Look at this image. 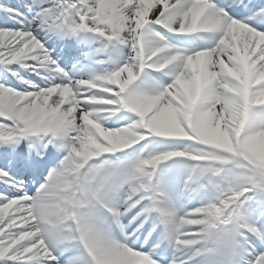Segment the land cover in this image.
I'll return each mask as SVG.
<instances>
[{
  "label": "snow or ice",
  "instance_id": "obj_1",
  "mask_svg": "<svg viewBox=\"0 0 264 264\" xmlns=\"http://www.w3.org/2000/svg\"><path fill=\"white\" fill-rule=\"evenodd\" d=\"M0 264H264V0H0Z\"/></svg>",
  "mask_w": 264,
  "mask_h": 264
}]
</instances>
